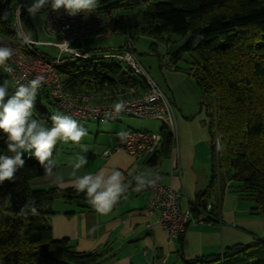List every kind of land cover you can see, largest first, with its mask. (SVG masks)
Returning <instances> with one entry per match:
<instances>
[{
  "label": "trees",
  "instance_id": "obj_1",
  "mask_svg": "<svg viewBox=\"0 0 264 264\" xmlns=\"http://www.w3.org/2000/svg\"><path fill=\"white\" fill-rule=\"evenodd\" d=\"M17 1L0 0V34L15 38L11 28ZM119 33L132 38L141 33L159 39L177 34L184 43L173 53L191 56L188 75L201 90L202 105L208 117L207 133L211 150V178L207 189L198 193L194 209L206 212L211 195L223 197L226 187L239 196L251 198L255 211L264 215V0H97ZM27 29L30 18L21 13ZM103 38V37H101ZM125 45L117 47L121 50ZM89 50V51H87ZM85 48L89 57H75L59 67L57 73L66 88L93 90L96 101L138 95L145 91L144 81L123 64L95 55L111 49ZM114 50V49H113ZM7 81L0 75V84ZM133 92L124 94L126 90ZM42 98L56 110L61 108L50 95L38 91L35 108L42 117L48 113ZM109 120V119H108ZM160 149L147 162L156 166L159 158L170 155L174 137L164 126ZM7 137L0 132V155L7 151ZM216 140L218 147L216 148ZM14 182L0 184V264H97L105 250L77 251L66 238L55 239L48 218L54 214L52 202L87 199L71 187H34L31 181L44 175L43 168L29 155ZM131 187H135V179ZM130 187V188H131ZM34 201L38 214H21L26 202ZM210 217V216H209ZM180 238V237H178ZM188 264H264V237L251 244H234L218 255L197 256Z\"/></svg>",
  "mask_w": 264,
  "mask_h": 264
},
{
  "label": "crops",
  "instance_id": "obj_2",
  "mask_svg": "<svg viewBox=\"0 0 264 264\" xmlns=\"http://www.w3.org/2000/svg\"><path fill=\"white\" fill-rule=\"evenodd\" d=\"M168 102L176 122L173 106ZM109 129L111 135L107 132L100 140L97 135L92 143L83 139L80 144L70 142L71 146L61 148V157L55 159V171L69 180L71 164L77 156L84 155L88 163L78 175L117 169L126 179H135L136 176L152 178L153 166L148 164L147 158L135 159L125 152L104 155L105 150L118 141L120 136L117 134L126 131L114 124H110ZM196 153L188 141L183 142L182 147L179 145L178 150L173 143L170 155L159 158L157 163L161 183L172 185L179 192L180 211H189L194 218L180 238L169 237L159 223V212L155 210L150 215L147 211L148 191H136L135 187L129 188L103 216L97 214L88 202L55 199L52 202L54 214L48 218L53 237L68 239L77 251L105 250L97 264H188L186 261L197 256L220 254L223 247L219 232L223 241L225 228L238 225L239 217L232 208L222 206L226 190L223 197L211 195L206 212L194 209L196 195L207 189L211 178V166L197 165ZM31 184L34 187L57 186L45 175L34 178ZM203 213L210 217L203 220Z\"/></svg>",
  "mask_w": 264,
  "mask_h": 264
},
{
  "label": "built area",
  "instance_id": "obj_3",
  "mask_svg": "<svg viewBox=\"0 0 264 264\" xmlns=\"http://www.w3.org/2000/svg\"><path fill=\"white\" fill-rule=\"evenodd\" d=\"M26 4L27 0H18L13 8L11 28L15 38H6L0 34V44L14 50L13 56L4 65H0V69L8 77L12 88L15 89L20 83L27 84L37 76L43 75L44 83L38 91L47 92L60 108L65 109L67 116L76 122L84 118L102 121L113 119L109 118V114L113 113L114 105L123 100L125 109L120 114L160 120L174 137L175 120L169 100L140 64L133 47L132 36L128 32L124 33L126 41L121 50L114 49L95 55V57L113 59L125 65L127 69L144 81L145 91L138 95L96 101L94 99L100 95L93 90L71 91L66 88L57 70L59 67L72 63L75 57H89V54L84 53V40L87 37L97 40L111 33H119V29L113 27L111 18L99 7L93 13L88 14L86 19L84 14L70 17L64 13L63 9L54 12L50 8H45L43 30L53 37V40H40L30 36V41L25 43L22 42L18 31L27 34L20 18L21 13L26 11L22 6ZM18 9H20L19 12ZM64 40L68 41L71 47L79 50L80 55L76 56L65 51ZM74 41H79L81 45L72 46L71 43ZM40 45L46 48H39ZM48 47L54 48L55 52L50 51ZM131 90L133 92L131 88L124 91V94H129ZM123 133L126 135L120 136L115 145L105 150L104 155L125 152L135 159H144L151 157L161 145L162 135L159 131L133 129ZM217 147L218 141L216 140ZM153 172L157 173L158 177L160 176L157 165L153 167ZM143 189L149 193L148 213L153 215L155 210L159 212V223L169 237L178 238L181 236L186 226L194 221V218L189 211H180L179 192L172 185L162 184L160 178L155 185H149ZM208 218L209 215L203 213V220Z\"/></svg>",
  "mask_w": 264,
  "mask_h": 264
},
{
  "label": "clouds",
  "instance_id": "obj_4",
  "mask_svg": "<svg viewBox=\"0 0 264 264\" xmlns=\"http://www.w3.org/2000/svg\"><path fill=\"white\" fill-rule=\"evenodd\" d=\"M22 7L30 17H36L42 9L50 8L54 12L63 9L70 17L84 14L86 19L88 14L97 9L98 3L97 0H31ZM7 15L5 13L0 19L6 20ZM18 35L22 37V42L30 41V33L24 34L18 31ZM63 48L70 54L80 55L79 50L71 47L66 40L63 41ZM13 54L12 48L0 44V65H4ZM43 83L44 76L39 75L27 84H18L11 95L7 81L0 84V132L6 135L7 151L12 153V155H0V184L5 181H15L17 171L25 165V159L22 157L27 153L35 158L43 168L45 177L53 184L60 189L71 187L78 194L83 193L88 204L97 214L107 215L128 192L133 181L127 180L117 169L107 171L101 169L95 173L78 175V171L88 163L84 155L77 156L71 164L69 180H65L62 174L55 171L56 160L53 158V151L56 144L58 142L80 144L88 133L75 120L59 112L51 116V127H46L43 121L33 118L36 97ZM124 109L125 102L121 100L114 105L113 113L109 114V118H115ZM117 135L124 136L126 133ZM158 180L159 177L155 172L152 178L136 176L135 190L140 191L146 186L155 185ZM20 212L25 216L29 212L38 214L34 201L26 202Z\"/></svg>",
  "mask_w": 264,
  "mask_h": 264
},
{
  "label": "rangeland",
  "instance_id": "obj_5",
  "mask_svg": "<svg viewBox=\"0 0 264 264\" xmlns=\"http://www.w3.org/2000/svg\"><path fill=\"white\" fill-rule=\"evenodd\" d=\"M30 2L31 0H27V4ZM45 13L46 9H42L36 17L29 16L31 23L29 22L27 29L34 27L36 37L40 40H53V37L43 30ZM106 37L97 40L87 37L84 40V47L86 50L93 47L113 50L125 44L126 41L124 33H111ZM185 38V36L171 34L166 35L165 39H159L138 32V34L133 36L132 43L140 64L146 69L149 76L157 83L162 92L165 93L173 106L174 115L177 118L175 122L176 132L174 133L175 148L178 150L179 145L182 147L183 142L188 141V143L193 145V150L197 152L196 164L199 166H204L205 164L207 168H210L211 150L207 133L208 117L202 105L203 97L201 90L194 78L187 73L191 56L185 51L178 57L173 55L184 43ZM71 45L77 47L81 43L74 41ZM39 48L46 47L40 45ZM48 49L55 52L54 48L48 47ZM0 75H5L1 69ZM42 102L48 113L45 117H42L39 111L34 110L33 118L43 121L46 127H51V116L53 114L59 112L67 115L63 108L56 111L45 98H42ZM77 124L87 130L88 134L82 140L84 139L88 143H92L97 135L99 140L103 135H107V132L108 135H111L110 124L117 125L124 130L146 129L152 132L160 131L163 127L160 120L140 118L128 114H119L114 119L103 122H99L97 119L84 118L77 121ZM69 144L70 142L67 144L58 142L53 151V158L57 159L61 157L59 151L61 148L72 145ZM24 155L28 154L25 153ZM233 183L231 181L230 185L228 183L226 187L227 192L223 198L222 206L232 208L237 213L239 224L232 227L227 225L223 241L219 232L223 248L234 244H251L256 239L264 237V215L255 211V208H253L255 203L251 198L239 196L236 192L229 190ZM228 234L230 236L227 240Z\"/></svg>",
  "mask_w": 264,
  "mask_h": 264
}]
</instances>
